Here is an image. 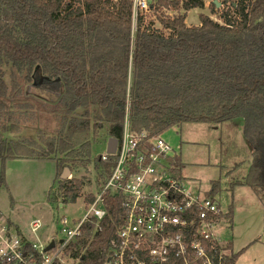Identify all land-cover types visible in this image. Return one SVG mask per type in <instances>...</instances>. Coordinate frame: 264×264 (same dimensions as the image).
<instances>
[{
    "label": "trees",
    "instance_id": "obj_1",
    "mask_svg": "<svg viewBox=\"0 0 264 264\" xmlns=\"http://www.w3.org/2000/svg\"><path fill=\"white\" fill-rule=\"evenodd\" d=\"M230 3L222 21L202 13L201 23L189 26L187 12L204 8V0H152L150 8L162 27L146 25L141 15L132 35L133 0H0V158H54L57 196L65 204L77 201L85 183L62 178V170L87 166L102 129L105 139L121 138L128 114L133 132L148 136L184 122L243 121L253 154L242 178L244 185L263 195L264 0ZM210 7L215 12L217 5ZM170 8L182 12L169 15ZM5 66L26 71L28 81L36 80L41 98L56 99L65 87L58 134H40L28 142L2 135L14 130L4 121V102L11 95ZM11 96L15 98L13 92ZM93 105L99 109L92 110ZM95 160L101 177L110 173L111 160ZM170 161L174 174L181 177V156ZM219 184L213 181L206 196L215 198ZM86 199L93 202L94 194ZM107 200L102 229L92 235L85 226L83 236L70 245L78 264L106 261L123 212L118 196ZM233 216L231 206L213 217L232 222ZM196 221L198 229L199 218ZM222 250L225 263L236 264L244 248L234 252L228 241L211 254L216 259Z\"/></svg>",
    "mask_w": 264,
    "mask_h": 264
},
{
    "label": "rangeland",
    "instance_id": "obj_2",
    "mask_svg": "<svg viewBox=\"0 0 264 264\" xmlns=\"http://www.w3.org/2000/svg\"><path fill=\"white\" fill-rule=\"evenodd\" d=\"M217 1L219 6L215 12L210 7L214 0H204V8L190 9L186 23L189 26L199 25L202 13L222 21V12L230 10L228 8L233 0ZM178 12L182 10L170 8L166 11L169 15ZM144 22L153 28L162 27L157 13L151 8L144 15ZM133 26L132 35L138 27L137 23H133ZM26 73L13 70L10 66L4 68L8 92L11 95L13 92L15 98L10 95L4 102L5 124L12 125L14 130L3 131L2 135L28 142L39 139L40 134H58L65 109L61 103L65 87L56 99L41 98L35 91L36 80L28 81ZM132 76L129 78L130 85ZM90 108L99 109L94 105ZM105 132L106 129H102L99 139L93 142L91 161L87 166H77L72 171L68 167L62 170V178L76 177L85 183L77 201L71 203L62 204L57 196L59 182L54 158H0L1 216L10 218L13 224H18L23 234L33 240L36 237L31 234V219L39 218L43 222L44 226L39 231L43 234L39 237L43 239L57 230L56 218L66 216L72 220L81 216L88 203V193L96 192L101 177L95 159L107 150ZM244 136L243 121L220 124L184 122L162 133V137L171 145L170 155L181 156L183 167L179 173L188 186L197 187L203 196L208 189L210 191L213 181L220 182L221 188L215 193V199L222 205L223 212L233 206L234 216L232 222L226 217L221 218L215 232L225 242L232 241L234 252L244 248L236 264H264V194L259 196L249 186H243L242 177L247 174L253 154ZM66 168L69 169L67 174ZM50 198H57V201L52 202Z\"/></svg>",
    "mask_w": 264,
    "mask_h": 264
},
{
    "label": "built area",
    "instance_id": "obj_3",
    "mask_svg": "<svg viewBox=\"0 0 264 264\" xmlns=\"http://www.w3.org/2000/svg\"><path fill=\"white\" fill-rule=\"evenodd\" d=\"M151 1L133 0V23L150 10ZM128 115L115 152L99 156L111 160L112 167L99 178L96 192H90L93 202L81 216L56 218L57 230L43 239L39 231L44 224L33 218V240L0 213V264H78L70 245L83 236L85 226L92 235L102 229L108 196L119 197L123 212L103 264H226L223 250L216 259L211 254L225 243L215 232L219 220L213 217L221 205L176 176L171 145L162 134L133 132Z\"/></svg>",
    "mask_w": 264,
    "mask_h": 264
},
{
    "label": "water",
    "instance_id": "obj_4",
    "mask_svg": "<svg viewBox=\"0 0 264 264\" xmlns=\"http://www.w3.org/2000/svg\"><path fill=\"white\" fill-rule=\"evenodd\" d=\"M214 2L216 3V5L218 7L219 6L218 1L217 0H214ZM117 143H118V138H115L113 136H110L108 138V143H107V152L114 153L115 150H116V147H117ZM65 172H66V174L69 173V169L66 168L65 169ZM53 245H54V243L52 242L48 248L52 247Z\"/></svg>",
    "mask_w": 264,
    "mask_h": 264
},
{
    "label": "crops",
    "instance_id": "obj_5",
    "mask_svg": "<svg viewBox=\"0 0 264 264\" xmlns=\"http://www.w3.org/2000/svg\"><path fill=\"white\" fill-rule=\"evenodd\" d=\"M206 123H207V122H206ZM243 186H246V185H243ZM193 187H194V186H193ZM194 188L197 189V187H194ZM197 190H198V189H197ZM208 191H209V189L205 192V195L207 194ZM200 192H201V191L198 190V193H199V194H201ZM219 205H220V203H219ZM221 206H222V205H221ZM221 206H220V207H221ZM221 210H222V208H221ZM222 212H223V210H222ZM7 218H8V217H7ZM8 219L12 222V220H11L10 218H8ZM13 222H14V221H13ZM14 223H15V222H14ZM15 224H16V223H15ZM16 225H17V227H19L18 224H16ZM229 241H230V240H229Z\"/></svg>",
    "mask_w": 264,
    "mask_h": 264
}]
</instances>
